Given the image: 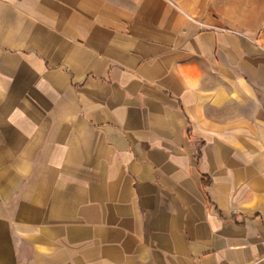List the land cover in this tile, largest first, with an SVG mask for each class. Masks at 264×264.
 <instances>
[{
    "label": "crops",
    "instance_id": "obj_1",
    "mask_svg": "<svg viewBox=\"0 0 264 264\" xmlns=\"http://www.w3.org/2000/svg\"><path fill=\"white\" fill-rule=\"evenodd\" d=\"M0 264H264L261 0H0Z\"/></svg>",
    "mask_w": 264,
    "mask_h": 264
},
{
    "label": "rangeland",
    "instance_id": "obj_2",
    "mask_svg": "<svg viewBox=\"0 0 264 264\" xmlns=\"http://www.w3.org/2000/svg\"><path fill=\"white\" fill-rule=\"evenodd\" d=\"M262 1V5H264V0H261Z\"/></svg>",
    "mask_w": 264,
    "mask_h": 264
}]
</instances>
